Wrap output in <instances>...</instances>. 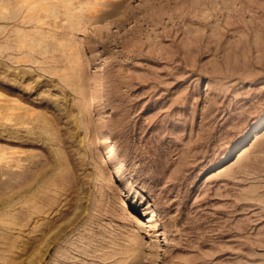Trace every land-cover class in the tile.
<instances>
[{"label": "rangeland", "instance_id": "1", "mask_svg": "<svg viewBox=\"0 0 264 264\" xmlns=\"http://www.w3.org/2000/svg\"><path fill=\"white\" fill-rule=\"evenodd\" d=\"M0 264H264V0H0Z\"/></svg>", "mask_w": 264, "mask_h": 264}, {"label": "bare ground", "instance_id": "2", "mask_svg": "<svg viewBox=\"0 0 264 264\" xmlns=\"http://www.w3.org/2000/svg\"><path fill=\"white\" fill-rule=\"evenodd\" d=\"M3 2H5V0H2Z\"/></svg>", "mask_w": 264, "mask_h": 264}]
</instances>
